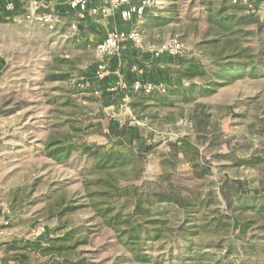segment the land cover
<instances>
[{
  "label": "rangeland",
  "instance_id": "1",
  "mask_svg": "<svg viewBox=\"0 0 264 264\" xmlns=\"http://www.w3.org/2000/svg\"><path fill=\"white\" fill-rule=\"evenodd\" d=\"M161 3L145 45L177 36L184 50L155 79L165 91L135 93L134 79L122 102L95 88L94 72L111 75L97 68L98 29L0 17V264H264L251 246L264 219L246 205L264 190V5L253 16L225 0ZM234 52L247 67L220 75ZM53 141L110 161L49 158ZM179 194L186 209L162 200Z\"/></svg>",
  "mask_w": 264,
  "mask_h": 264
},
{
  "label": "crops",
  "instance_id": "2",
  "mask_svg": "<svg viewBox=\"0 0 264 264\" xmlns=\"http://www.w3.org/2000/svg\"><path fill=\"white\" fill-rule=\"evenodd\" d=\"M33 2L40 5L43 11H49L59 17L58 29H66L68 25H71L68 28L70 31H72L73 25L76 26V29L79 28L80 30L98 29L102 34L100 42L103 41L109 31H124L132 27V25L122 23L119 18L115 17L103 18L95 16L92 13L79 16L68 6L70 0H0V17L8 19L9 27H16L22 30L30 28L35 24L26 21L25 17L33 11V8H31ZM8 4H12V8L8 9ZM257 5H264V0H258ZM98 6L99 0H89V7L91 9L98 8ZM160 9H162L161 6L159 7L157 17H155V14L151 10L148 11L145 25L149 24V21L154 22V20L159 18ZM77 33L75 35L79 34ZM178 57L161 56L156 58L149 51H137L133 47L128 46L119 56H109L105 61H100L98 66L103 65L104 69L107 72L109 71L111 75L107 80H101L98 72H94L92 78L96 79V81H101L98 82V86L95 88L98 89L99 95L104 97L105 103L122 102L120 100L130 81L141 78L144 82L156 85L154 82L162 80L159 78H162L165 73L173 71V66L170 64L177 61Z\"/></svg>",
  "mask_w": 264,
  "mask_h": 264
},
{
  "label": "built area",
  "instance_id": "3",
  "mask_svg": "<svg viewBox=\"0 0 264 264\" xmlns=\"http://www.w3.org/2000/svg\"><path fill=\"white\" fill-rule=\"evenodd\" d=\"M257 1L229 0L233 5L244 6L251 15H258L259 13L260 8L257 5ZM161 2L162 0H99L98 8L91 9L89 7V0H70L68 6L79 16L92 13L95 16H101L103 18H119L122 23L132 25L129 30H113L107 32L103 41L95 49L96 57L101 60L109 56H119L128 46L133 47L137 51H149L156 58L161 56L175 58L180 56L184 50V44L181 38L174 36L157 46H146L143 39V27L146 24V15L151 10L155 14V17H157ZM7 8H12V4H8ZM31 8H33V11L25 17L26 21L38 26L40 25L49 32H56L60 22L57 15L49 11H43L41 6L34 2L31 4ZM73 30H76L75 25L72 27ZM98 71L101 72V78L103 79L109 75V72L104 69L103 65L98 66ZM132 90L135 93L143 92L146 94H151L159 90L165 91L163 85L157 87L152 83H144L141 81L134 83ZM127 100L128 97L124 101ZM120 124L121 127L127 126L125 123Z\"/></svg>",
  "mask_w": 264,
  "mask_h": 264
},
{
  "label": "trees",
  "instance_id": "4",
  "mask_svg": "<svg viewBox=\"0 0 264 264\" xmlns=\"http://www.w3.org/2000/svg\"><path fill=\"white\" fill-rule=\"evenodd\" d=\"M225 1H226V3L229 4V6H231L230 9L236 10V9L242 8V9L246 10V8L242 5L241 6L233 5L232 3L229 2V0H225ZM224 11H226V9L221 10L219 13H223ZM227 19L233 21L234 17L230 16V17H227ZM235 52H237V51H235ZM233 57L234 58L236 57V59L234 60ZM239 57H240V55L237 53H235L234 55H230V57H228V60H230V61H228L222 67L219 66L218 70L220 71V75H221V73H225V74L227 73L228 74V70L230 68H235V67L238 68V72L242 73L244 71L243 69H245V67H247V64L243 60L237 61V59H240ZM257 69L258 68H255V70H257ZM114 126H116L115 129L119 132V137L124 138L126 135L128 127L127 126L121 127V124L114 125L112 123L113 128H114ZM112 127H111V129L113 130ZM204 127H205V125H204ZM45 148H46L45 149L46 155L49 158H52L55 160L56 159L57 160H61V159L68 160L66 158L69 157L73 152H76V151H80V153H82L86 157H89L92 159L95 158L97 161L95 162V166L93 168L94 171L104 169L107 166V162L110 161V157L109 156L107 157V154L106 155L99 154L98 151H94L85 142H82V143L77 142L76 145L62 146L60 144V141L59 142L53 141V142H48V144L46 145ZM105 157H107L108 159ZM247 161L249 164L253 163V162H251V160H247ZM255 161H259V159L256 158ZM256 163L257 162H255L254 164H256ZM97 182H99V180ZM222 192H224V190H222ZM92 196H90V197H92ZM248 199H250V200L246 201V205H248L249 207H253V209L256 210V212L260 215V217H262V219H264V190L262 193H259L258 196L248 198ZM162 200H164L166 202H170L171 204H173L172 202H175L174 205H176L178 208H183V209H186L187 208L186 206L188 205L187 199L184 198L183 196H181L180 194L178 196H174V195L164 196V197H162ZM229 205H230V203L228 204V206ZM138 209H141V208H138ZM240 226H241L242 231H243V229L245 230L246 226L243 225V222L240 223ZM262 229L264 230V222L262 225ZM132 237L136 238L137 235H132ZM262 239H263V241H261L259 243L255 242V241L252 242L251 246L252 247H258V249H260V256H261L260 259L262 261H264V234L262 236ZM190 245H191V243H190ZM240 248H241L240 250H242V251L245 250L244 246H242Z\"/></svg>",
  "mask_w": 264,
  "mask_h": 264
}]
</instances>
